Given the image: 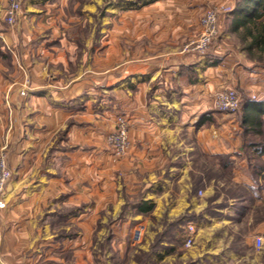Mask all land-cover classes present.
I'll list each match as a JSON object with an SVG mask.
<instances>
[{
	"label": "crops",
	"instance_id": "1",
	"mask_svg": "<svg viewBox=\"0 0 264 264\" xmlns=\"http://www.w3.org/2000/svg\"><path fill=\"white\" fill-rule=\"evenodd\" d=\"M23 1L16 24L8 26L5 17L10 0H0V50L12 54V69L2 66L0 58V139L6 132L8 108L26 103L33 112L28 129L19 126L14 131L13 177L5 191L6 209L0 212V264H86V236H90V224L100 219L101 168L93 167V198L87 214L77 210V214L58 216L54 200L66 197L69 184H73L77 188L71 190L68 202L84 205L83 188L77 185L78 179L68 181L71 167L35 165L56 127L54 117L72 115L74 110L62 108L84 105L90 101L83 100L85 93L100 89V77H94L101 65L100 37L95 39L93 34L86 40L76 33L70 36L69 28L83 23L68 19L69 0ZM236 1L122 0L115 1L110 11L123 10L127 17L140 14L144 27L184 29L198 25L202 12L214 2L233 5L234 21ZM92 3L93 8H100V0ZM89 24L94 33V22ZM125 32L120 40L127 45L126 74L111 91L124 93L122 106L131 122L133 142L130 162L142 175L144 192L134 210L148 216L156 208L158 219L180 222L172 230L176 233L177 226L182 227L185 242L188 226L194 224V243L182 257L188 264H264V167L256 169V179L250 178L246 167H236L230 183H216L214 167L194 166L198 153L210 163L213 154L228 152L223 150L228 148L229 125L224 123L214 130L211 115L216 116L212 95L230 88L224 87L232 79L229 67L192 55H174L166 63V57L147 48L134 53L129 47L136 40L130 22L125 21ZM79 41L86 43L88 53L81 57L79 73L69 85L65 80L69 65L80 58ZM111 42L114 55L110 59L115 61L123 51L118 48L117 36ZM233 185L236 195L228 193ZM57 218L77 227L73 238H59L53 228ZM257 237L263 239L261 248L256 247ZM163 246L157 261L174 260L168 257L175 255V249H165L166 243Z\"/></svg>",
	"mask_w": 264,
	"mask_h": 264
},
{
	"label": "rangeland",
	"instance_id": "2",
	"mask_svg": "<svg viewBox=\"0 0 264 264\" xmlns=\"http://www.w3.org/2000/svg\"><path fill=\"white\" fill-rule=\"evenodd\" d=\"M15 1L20 3L22 12L24 1L10 0L9 5ZM115 1L122 0H100L98 10L96 7L93 8L92 0L68 1V19L83 23H74L72 28H69L70 36L78 34L80 39H86L94 34L95 39L100 37L101 65L100 71L94 76L97 80L100 77V89L86 92L83 100L86 101L89 98L90 101H86L84 105L69 104L74 108H62L74 110L72 115L63 118L59 115L58 118L53 116L56 127L49 135L47 149L44 147L43 155L37 164L34 163L36 157L30 164L32 166L36 164V167H46L48 164L50 167H71L67 173L68 181L79 180L77 185L83 188L84 205L77 207L68 202L67 198L71 196L73 189L76 191L77 188L69 184L70 193L66 197H58L54 200V214L58 216L59 214H77L79 213L76 212L77 210L85 211L84 213L87 214L90 206L88 204H91L93 198V167L101 168L100 219L95 224H90V236H86V243H89L86 247V264H188L189 261L182 258L185 257L188 249L185 242L186 236L182 234L183 229L177 226L179 231L176 232L177 234L172 230L173 225L180 222L167 218L158 219L155 214L156 208L148 216L139 215V210H134L144 192L142 175L132 168L138 166H132L134 162H130L133 142L130 136L131 122L122 106L124 93L111 91L114 90L115 84L120 83L119 79L126 74L124 48L127 45L122 38L120 40L121 36L126 35L125 21L133 25L132 36L136 40H133V44L129 47L134 48V53L141 51V48H147L152 54L158 53L166 57V63L170 61L169 57L174 55H192L212 59V63L216 65L226 63L223 65L229 67L228 73H231L232 79L224 87H230L228 89L238 93L241 99L239 110L233 114H226L215 109L213 103V113L216 116L211 115L214 130H219L222 127L221 124L229 125L226 140L228 148L223 150L228 152L213 154L210 163L208 160L205 162L199 153L194 158L195 167H214L213 175L216 183L219 181L230 183L232 170L236 167H246L251 179L257 178L258 167H264V115L260 128L245 125L242 117L245 104L264 100V55L258 51L246 50V43L240 33L233 31L231 17L233 5L211 3L202 12L198 25L173 29L154 25L144 27L140 22L142 19L140 14L127 17L123 10L112 12L110 8ZM238 3L239 0L235 2L236 5ZM209 9L217 10L219 30L206 52L200 54L191 50V45L199 38L201 19ZM146 17L147 14H145ZM162 20L164 22V18ZM90 22H94V33ZM158 35L162 37L158 39ZM113 36H117L118 48L120 46L123 51L122 55H117L121 58L115 61L110 59L114 55L110 51ZM78 48L80 58L74 62L75 65H69L70 71L65 80L69 85L76 80L81 57L88 53L86 43L79 41ZM5 52L0 53L1 64L7 69H12V54L8 50ZM91 76L90 72L89 78H92ZM117 80L118 83L114 82ZM20 95L26 97L24 92ZM32 113L26 103H22L19 108H8L6 132L0 139V159L5 160L7 167L12 171V177V154L17 139L14 131L19 126L26 131ZM119 136L126 138L124 144L116 142L115 139ZM121 147H124V151L120 150ZM215 167L222 168L215 170ZM57 172L61 173L60 168H57ZM82 180L85 181L83 186L80 184ZM228 193L236 195V187L233 185ZM86 220H88L87 216ZM53 221V228L58 232L59 238L63 240L74 237L77 230L74 224L66 225V221L62 218ZM138 229L142 231V234L140 240L135 242L133 234ZM164 243L168 245L165 249H171L170 247L175 249L173 252L176 256L168 257L174 260L160 263L157 261V253L164 247Z\"/></svg>",
	"mask_w": 264,
	"mask_h": 264
},
{
	"label": "built area",
	"instance_id": "3",
	"mask_svg": "<svg viewBox=\"0 0 264 264\" xmlns=\"http://www.w3.org/2000/svg\"><path fill=\"white\" fill-rule=\"evenodd\" d=\"M21 14V5L19 2H12L6 9L5 20L9 25H15ZM201 32L199 38L191 45V50L200 54H204L212 43V41L218 35V16L216 9H209L201 19ZM212 100L215 109L226 114H233L239 110L241 99L238 93L232 89H222L216 91L212 95ZM117 143H125L126 138L119 136L115 139ZM124 151V147L120 148ZM12 177V171L7 167L3 158L0 159V211L6 209L5 191L9 180ZM142 231L135 230L133 234V240L137 242L140 240ZM196 235V227L194 224L188 226V237L186 246L191 247L194 243ZM263 246V239L261 237L256 238V247L261 248Z\"/></svg>",
	"mask_w": 264,
	"mask_h": 264
},
{
	"label": "trees",
	"instance_id": "4",
	"mask_svg": "<svg viewBox=\"0 0 264 264\" xmlns=\"http://www.w3.org/2000/svg\"><path fill=\"white\" fill-rule=\"evenodd\" d=\"M233 30L240 33L246 43V50L264 55V0H240ZM263 115L264 100L249 102L243 110V122L260 128Z\"/></svg>",
	"mask_w": 264,
	"mask_h": 264
}]
</instances>
